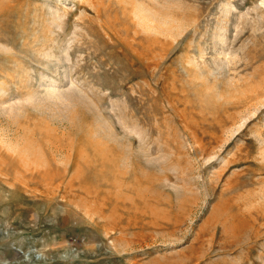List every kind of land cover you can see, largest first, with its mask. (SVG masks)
<instances>
[{"label":"rangeland","instance_id":"obj_1","mask_svg":"<svg viewBox=\"0 0 264 264\" xmlns=\"http://www.w3.org/2000/svg\"><path fill=\"white\" fill-rule=\"evenodd\" d=\"M0 264H264L262 0H0Z\"/></svg>","mask_w":264,"mask_h":264},{"label":"bare ground","instance_id":"obj_2","mask_svg":"<svg viewBox=\"0 0 264 264\" xmlns=\"http://www.w3.org/2000/svg\"><path fill=\"white\" fill-rule=\"evenodd\" d=\"M262 4L264 5V0H262ZM141 6H139V8H140ZM138 8V12L136 11V12H134L135 13V16H136V19H138L139 21H141V23H142V25L141 26H143V28H144V30H145V32L146 31H153L152 33L153 34H157L158 35V33H160L159 31H158V29H159V27H163L162 28V30L164 31L165 30V32L166 33H170L169 31V29L167 28L168 27V20H170V18H169V16L168 15H166V16H168V17H165V15H164V17H162V19L163 20H159L158 18L160 17H155L154 15H152V13H150V14H144V11L146 10H144L143 8H140L139 9ZM126 9V8H125ZM143 9V10H142ZM141 10V11H140ZM230 10H227L226 12L228 13ZM145 12H147V11H145ZM148 12H150V11H148ZM124 13V12H123ZM154 14V13H153ZM156 15V14H155ZM170 23V22H169ZM176 24V23H175ZM180 24V23H179ZM178 24V27H181V25H179ZM166 27V28H165ZM140 28V27H139ZM142 29V28H141ZM178 29L179 28H177L176 30L178 31ZM157 30V31H156ZM173 30V29H172ZM144 32V31H143ZM162 32V31H161ZM172 32V31H171ZM171 34V33H170ZM183 34L181 33V36H182ZM172 38V37H171ZM176 39V38H175ZM221 40L222 41H224V38H222L221 37ZM158 41V40H157ZM156 44V43H155ZM156 46V45H155ZM49 52H51V51H49ZM48 53V52H47ZM46 54V53H45ZM225 54V53H224ZM48 56H49V53H48ZM54 91V92H53ZM56 93V91L55 90H52L51 92H50V95H54ZM54 98V97H53ZM58 98V100H60V102H61V98H59V97H57ZM68 100V99H67ZM63 101V100H62ZM65 103V102H64ZM76 103H78L79 104V102H76ZM76 103H75V105H74V107H76L77 105H76ZM71 104V102L70 101H68V104L67 105H69V106H72V105H70ZM73 104V103H72ZM66 105V106H67ZM78 107V106H77ZM67 108H68V106H67ZM257 109V108H256ZM240 129V128H239ZM233 133V132H232ZM19 183V182H18ZM159 218V217H158ZM198 259V258H197ZM191 261V260H190Z\"/></svg>","mask_w":264,"mask_h":264}]
</instances>
